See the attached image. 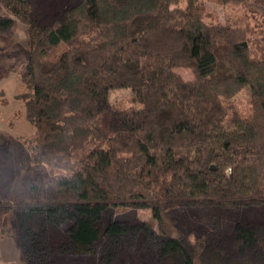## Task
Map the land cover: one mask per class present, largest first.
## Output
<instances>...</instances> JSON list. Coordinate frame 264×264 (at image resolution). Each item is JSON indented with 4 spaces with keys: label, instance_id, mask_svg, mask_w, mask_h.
Segmentation results:
<instances>
[{
    "label": "trees",
    "instance_id": "trees-1",
    "mask_svg": "<svg viewBox=\"0 0 264 264\" xmlns=\"http://www.w3.org/2000/svg\"><path fill=\"white\" fill-rule=\"evenodd\" d=\"M181 1L66 0L51 12L0 0L26 26L15 98L34 133L5 144L26 191L12 194L0 170L24 264H55L52 251L78 241L97 264H264V220L227 213L264 204V0ZM207 2L243 15L221 22ZM244 87L246 115L226 101ZM117 88L140 107H111ZM123 205L151 216L114 219Z\"/></svg>",
    "mask_w": 264,
    "mask_h": 264
},
{
    "label": "rangeland",
    "instance_id": "rangeland-1",
    "mask_svg": "<svg viewBox=\"0 0 264 264\" xmlns=\"http://www.w3.org/2000/svg\"><path fill=\"white\" fill-rule=\"evenodd\" d=\"M66 0H36L39 10L56 11L63 7ZM184 0L181 1V4ZM0 7L5 8L0 3ZM206 9L216 14L217 19L221 22L227 20L233 21L242 17L243 8L239 5H218L213 2L206 3ZM8 17L13 18L8 29H0V170L5 174L6 183L9 184L12 194H23L26 190L24 175H16L9 178L10 167L12 164L11 152H6L5 144L21 141L27 144L29 138L34 133V126L26 119L24 115V103L22 100L15 98V94L23 88L19 79L17 70L24 62L25 56L19 54L26 46L25 24L19 19L11 16L5 10ZM0 18H6L0 16ZM13 42V43H12ZM18 53V55H11ZM184 79H192L193 73L190 68L176 67L175 69ZM109 103L111 107L126 110L133 107H140V102L134 100L130 88H117L109 91ZM249 90L244 87L237 93L227 99V102H236L242 113L249 114L250 104L248 102ZM20 148V147H19ZM21 149V148H20ZM1 171V172H2ZM4 176V175H3ZM23 183V184H22ZM193 222L196 233H204L209 227L201 220L199 214L194 208H184L183 210ZM231 222H244L248 219L264 220V204H253L238 206L227 211ZM13 207L11 205H0V239H7L12 242L15 249L14 255L20 253L16 246V231L12 224ZM151 216L149 208L136 207L133 205L119 206L112 214L117 220H143ZM55 264H97L98 255L93 248L87 243L78 241L75 245L66 243L52 251ZM15 264H24L22 260H17ZM152 262L150 258L147 259Z\"/></svg>",
    "mask_w": 264,
    "mask_h": 264
},
{
    "label": "crops",
    "instance_id": "crops-1",
    "mask_svg": "<svg viewBox=\"0 0 264 264\" xmlns=\"http://www.w3.org/2000/svg\"><path fill=\"white\" fill-rule=\"evenodd\" d=\"M5 10L0 7V16H4L7 19H12L11 17L5 16ZM2 33H0L1 37ZM13 43V42H12ZM3 44L0 42V45ZM15 249L11 241L7 239H0V264H15V257L17 260H22L21 254L14 255ZM19 253V252H18Z\"/></svg>",
    "mask_w": 264,
    "mask_h": 264
}]
</instances>
